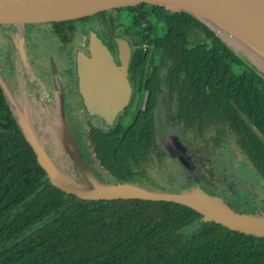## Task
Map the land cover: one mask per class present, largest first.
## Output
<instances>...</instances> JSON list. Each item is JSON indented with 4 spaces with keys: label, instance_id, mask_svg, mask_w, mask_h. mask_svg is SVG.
Returning a JSON list of instances; mask_svg holds the SVG:
<instances>
[{
    "label": "trees",
    "instance_id": "1",
    "mask_svg": "<svg viewBox=\"0 0 264 264\" xmlns=\"http://www.w3.org/2000/svg\"><path fill=\"white\" fill-rule=\"evenodd\" d=\"M190 34L184 24L132 34L144 53L130 65L143 106L127 110L125 122L84 127L82 150L108 182L179 193L171 175V187L149 179L150 166L169 167L164 131L183 145L200 187L236 201L216 154L230 147L264 189V76L206 27L194 43ZM0 264H264V237L204 222L171 202L64 193L50 183L0 88Z\"/></svg>",
    "mask_w": 264,
    "mask_h": 264
},
{
    "label": "water",
    "instance_id": "2",
    "mask_svg": "<svg viewBox=\"0 0 264 264\" xmlns=\"http://www.w3.org/2000/svg\"><path fill=\"white\" fill-rule=\"evenodd\" d=\"M172 24L203 26L223 41L214 31L220 30L247 49L264 55V0H0V41L6 40L16 46L70 41L89 45L92 50L91 64L87 67L79 62L77 64L79 94L86 111L100 116L110 126L114 124L116 115L127 107L130 89L100 54L106 37H118L122 41L125 33L159 32ZM94 41L100 44L95 46ZM17 55L26 65L25 50L18 48ZM0 85L38 163L50 183L64 193L88 201L138 199L171 202L199 213L204 222H213L245 235L264 237V216L245 214L226 206L223 195L224 200L212 198L210 189H203L196 180L193 192L181 190L179 193L152 191L136 184L104 180L90 167L79 142L68 132L69 138L63 141L66 143L69 140L70 143L66 151H54L51 155L55 159L52 156L50 159L31 130L32 124L21 119L23 110L14 104L1 79ZM62 152L63 156L72 158V164L57 163ZM71 154L80 158L84 171ZM174 156L185 168H189L190 159L183 150L174 151ZM87 170L93 173L87 176L84 174ZM220 175L230 194L237 198L227 177L221 172Z\"/></svg>",
    "mask_w": 264,
    "mask_h": 264
},
{
    "label": "flooded vegetation",
    "instance_id": "3",
    "mask_svg": "<svg viewBox=\"0 0 264 264\" xmlns=\"http://www.w3.org/2000/svg\"><path fill=\"white\" fill-rule=\"evenodd\" d=\"M197 27L199 28V26ZM197 27L188 26L191 34L187 40H197L195 34L196 31L198 32ZM137 33H125L122 41L118 37L107 36L103 42L104 47L100 50L105 61L113 67L115 72L121 75L123 83L130 89L129 103L122 112L116 115L114 123L125 122L127 120L126 111L141 108L144 103V89L138 92L130 72L133 55L138 54L141 58L144 54L138 52L140 37L134 38L132 36V34ZM12 45L15 49V51L12 50V55L7 51L0 50V64L5 69V75L0 72V79L17 108H22L21 119L32 125H50L52 133H49V137L59 141H64L67 138L65 133L68 132L75 141L79 142L82 148V138L86 126L107 125L103 118L95 114L90 115L86 111L79 94L76 76L77 64L79 62L83 67L91 64L92 50L89 45L80 41L55 42L54 44L24 43L21 46L12 43ZM18 48L25 50L27 67L22 58L17 55ZM146 48L143 47V52ZM34 66L40 68L44 75L45 73L50 74L52 82L56 81V77L62 79L63 74L67 78L68 82L65 86L61 82L63 86L61 96L57 90H54L53 110L47 106L50 92L46 94L41 76L31 73ZM20 78H22V83ZM1 90L6 99L2 88ZM158 136L160 141V133ZM61 151L59 149L57 152ZM63 151H66V148H63Z\"/></svg>",
    "mask_w": 264,
    "mask_h": 264
},
{
    "label": "rangeland",
    "instance_id": "4",
    "mask_svg": "<svg viewBox=\"0 0 264 264\" xmlns=\"http://www.w3.org/2000/svg\"><path fill=\"white\" fill-rule=\"evenodd\" d=\"M156 34V33H155ZM158 34V33H157ZM196 41V40H195ZM222 41V40H221ZM227 43V45L230 47L231 50L234 51V53L240 55L247 61L252 67H254L260 74L264 76V71L256 65V63L247 55H244L242 52L234 48L229 42L226 40H223ZM194 43V42H191ZM0 50L3 52H8L12 55V50L15 51L14 46L12 43L7 42L5 40L0 41ZM0 72L3 74L5 73V69L0 64ZM31 73H34L36 76H41L42 83L45 86V92L46 94L50 92L47 100V106L49 109L53 110L54 106V90L58 92V94L61 96V89L63 88L62 84L65 86L67 84V78L65 77V74L62 75V79L60 77H56V81L52 82V78L50 74L45 75L42 73V70L40 68L34 66L32 67ZM5 75V74H4ZM59 78V81H58ZM62 82V84H61ZM65 88V87H64ZM31 130L35 132L36 137L40 140V147L47 152V154L50 156L51 159L53 156V150L58 151L61 149L63 151V148H66L69 143V140H66V143L63 141H59L54 139L53 137H49V133H52V128L50 125H32ZM65 136L69 138V135L65 133ZM160 144L161 146L168 152L166 155L170 158L169 160V167L167 170L158 169L156 166H150L148 168V174L149 179L151 182L158 186V187H171V177H174L179 185L180 190H183L185 192H193L195 188L196 181L192 175L193 172H191V164L189 168H185L178 159L174 156V151L178 150H185L183 145L174 141L171 135L165 134L164 131L160 132ZM186 154V152L184 151ZM231 150L230 147H226L221 152H217L216 154V160L215 165L217 166L218 170L227 177V180L230 182V187L232 188V191L237 194V200H233L230 195L223 196L226 198L227 204L226 206L235 209L237 211H247L250 213H254L255 215L264 216V189L261 187L260 183L254 178V176L249 172V169L247 167H244L241 163L238 162V158L231 156ZM52 156V157H51ZM62 157H60V160L57 162L59 165L64 164L68 165L69 163L72 164L70 157H65V154ZM75 162L81 166V170L84 171L83 163L81 162L80 158H78L76 155H72ZM85 157V154H84ZM175 157V158H174ZM54 158V157H53ZM55 159V158H54ZM53 159V160H54ZM86 159V157H85ZM57 160V159H56ZM62 169V168H61ZM62 172L65 173V171L62 169ZM93 172L91 170L85 171V175L90 176ZM82 181L84 182V179L82 178ZM150 182L148 181L147 184ZM149 186V185H148ZM159 192H168L169 190H156ZM169 192H177V191H169ZM212 194H208L213 197H218L222 200L224 198L222 196L219 197L218 194L212 192ZM244 198L242 201L240 198ZM235 201V202H234Z\"/></svg>",
    "mask_w": 264,
    "mask_h": 264
},
{
    "label": "bare ground",
    "instance_id": "5",
    "mask_svg": "<svg viewBox=\"0 0 264 264\" xmlns=\"http://www.w3.org/2000/svg\"><path fill=\"white\" fill-rule=\"evenodd\" d=\"M214 31L219 36H221L224 40L229 42L234 48L242 52L244 55H247L248 57H250L256 63V65L264 71V55L247 49L244 45L239 43L234 37L230 36L227 33L221 32L220 30H216V29H214ZM93 44L96 46L100 44V42L94 41Z\"/></svg>",
    "mask_w": 264,
    "mask_h": 264
}]
</instances>
